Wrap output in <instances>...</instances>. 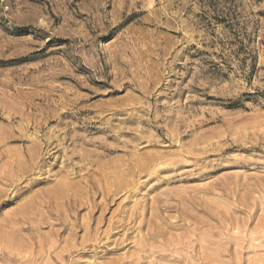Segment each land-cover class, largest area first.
Listing matches in <instances>:
<instances>
[{"label": "rangeland", "instance_id": "obj_1", "mask_svg": "<svg viewBox=\"0 0 264 264\" xmlns=\"http://www.w3.org/2000/svg\"><path fill=\"white\" fill-rule=\"evenodd\" d=\"M0 264H264V0H0Z\"/></svg>", "mask_w": 264, "mask_h": 264}, {"label": "trees", "instance_id": "obj_2", "mask_svg": "<svg viewBox=\"0 0 264 264\" xmlns=\"http://www.w3.org/2000/svg\"><path fill=\"white\" fill-rule=\"evenodd\" d=\"M253 68V67H252Z\"/></svg>", "mask_w": 264, "mask_h": 264}]
</instances>
